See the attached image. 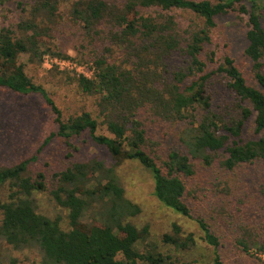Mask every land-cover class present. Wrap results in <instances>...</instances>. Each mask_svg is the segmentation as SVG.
Returning a JSON list of instances; mask_svg holds the SVG:
<instances>
[{
  "label": "trees",
  "instance_id": "16d2710c",
  "mask_svg": "<svg viewBox=\"0 0 264 264\" xmlns=\"http://www.w3.org/2000/svg\"><path fill=\"white\" fill-rule=\"evenodd\" d=\"M14 2L24 16L11 28H0V87L20 95H40L53 114L57 132L44 139L41 149L54 138L65 140L87 133L98 146L104 147L112 163L97 158L75 162L54 174V186L48 191L45 176L28 175V165L36 155L13 166L0 168V240L14 250L36 249L40 264H181L170 254L195 246L193 234L183 235L174 224L172 234L150 242L148 226L137 228L129 220L140 214V208L124 196L116 167L135 161L148 171L154 182L153 195L164 207L191 219L184 201L186 187L180 176L194 174L191 161L211 165L226 156L220 165L233 170L241 164L263 162L264 165V30L261 17L264 0H0V5ZM68 3L69 14L92 41L104 40L103 52L92 63L90 78L79 76V91L96 97L99 116L111 138L97 135V122L90 112L82 111L67 120L62 118L45 90L32 82L19 63L26 56L40 65L44 55L59 59L70 57L51 49V27L59 18L60 6ZM159 9L155 16L144 11ZM171 10L189 11L204 20L202 28L180 30ZM236 12L248 17L244 55L251 64L253 81L260 89L248 85L229 56L216 69L207 71L202 60L205 47L211 43L214 19ZM175 53L188 59L187 73H170L166 61ZM119 55L117 59L116 56ZM210 53L208 61L214 62ZM224 74L227 88L237 100L239 117L229 122L213 113L208 82ZM191 78L188 83L187 80ZM172 124L185 123L180 141L186 154L172 151L159 167L146 151L148 139L141 111ZM255 115V141L243 142L245 123ZM78 151L76 146H71ZM70 156V155H68ZM6 188V200L1 190ZM48 192L55 204L67 211L68 229L61 228V218L51 219L37 213L34 193ZM261 225L264 230V191ZM202 240L214 250L219 240L203 219H196ZM242 252L252 247L264 253V243L237 240ZM120 256V258H118ZM214 264H223L216 254Z\"/></svg>",
  "mask_w": 264,
  "mask_h": 264
},
{
  "label": "rangeland",
  "instance_id": "374dc122",
  "mask_svg": "<svg viewBox=\"0 0 264 264\" xmlns=\"http://www.w3.org/2000/svg\"><path fill=\"white\" fill-rule=\"evenodd\" d=\"M29 4L30 0H19ZM121 3L122 0H108ZM198 1V0H197ZM215 2L216 0H209ZM159 9H151L143 13L156 15ZM56 25L51 27L50 44L54 52L62 53L77 64L84 66L83 72L90 74L94 58L103 52L104 40H90L69 14L68 3L60 6ZM165 14L175 17L180 30L202 28L204 20L189 11L171 10ZM24 16L16 3L8 2L0 5V28H11ZM215 27L211 30V43L205 47L202 60L207 63L209 72L229 56L243 74L248 85L260 89L253 81L251 64L244 55L247 46L245 34L248 31L247 15L230 12L225 16L214 19ZM264 30V10L261 17ZM210 53L214 62L208 61ZM50 56V55H49ZM119 58V55L116 56ZM67 60V59H66ZM24 65L26 75L32 82L41 86L67 120L82 111L90 112L97 122V135L111 138L104 119L99 116L95 105L96 97L82 94L76 84L77 73L57 67L48 68L42 63H31L26 56L19 58ZM167 70L187 73L188 59L185 55L175 53L166 61ZM264 72V68H263ZM191 78L187 80L189 83ZM229 79L224 74L212 76L208 82V91L212 97L213 113L220 114L225 121L237 118V100L227 88ZM262 93L264 90L260 89ZM252 116L242 129L243 142L255 141L259 138L254 132ZM141 120L146 129L148 144L146 151L162 166L167 155L172 151L186 154L185 147L180 141V132L186 127L185 123L172 124L159 121L144 110ZM57 132L53 122V114L40 95H20L0 87V168L13 166L28 160L34 155L45 138ZM71 146H76L74 151ZM221 150L219 159L211 165H205L201 160L191 161L194 174L191 177L180 176L186 187L185 203L190 209L191 219L182 217L173 210L160 204L153 195L154 182L151 174L135 161H126L116 167L124 196L140 208V214L129 221L137 228L148 226L149 241L158 242L164 234H172L173 225H178L182 234H193L195 246L184 252L173 249L170 254L180 259L181 264H214L217 254L223 264H264V253H259L252 247L250 254L242 252L237 240L246 242L259 241L264 243V230L261 225L263 213L264 165L263 162L241 164L229 171L220 165V160L226 156ZM70 155V156H68ZM97 158L111 164L107 150L96 145L84 133L78 138L65 140L54 137L46 147L36 155V160L28 165V175L35 177L41 172L45 176L48 191L54 186L53 176L64 171L75 162H86ZM7 189L1 190L2 200H6ZM33 200L37 213L48 218H61V228L67 230V211L55 204L48 192L34 193ZM203 219L209 230L219 240V247L214 250L201 238L203 233L196 224V219ZM1 221V214H0ZM120 258V256H118ZM41 256L34 248L14 250L0 240V264H40Z\"/></svg>",
  "mask_w": 264,
  "mask_h": 264
},
{
  "label": "built area",
  "instance_id": "2783aa9c",
  "mask_svg": "<svg viewBox=\"0 0 264 264\" xmlns=\"http://www.w3.org/2000/svg\"><path fill=\"white\" fill-rule=\"evenodd\" d=\"M43 63L48 68L57 67L60 70L67 69V70L76 72L78 77L84 76V77L90 78L93 72V69H91L89 72L90 74H87L83 72L84 66L83 67L77 66V64L71 60L59 59L56 57H51L49 55L43 56Z\"/></svg>",
  "mask_w": 264,
  "mask_h": 264
}]
</instances>
